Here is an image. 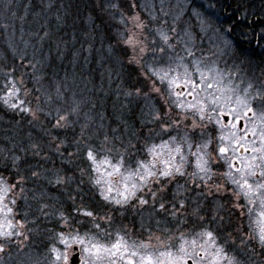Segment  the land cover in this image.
Wrapping results in <instances>:
<instances>
[{
    "label": "rangeland",
    "instance_id": "rangeland-1",
    "mask_svg": "<svg viewBox=\"0 0 264 264\" xmlns=\"http://www.w3.org/2000/svg\"><path fill=\"white\" fill-rule=\"evenodd\" d=\"M123 1L116 8L114 7L121 16L120 20H123L118 29L123 52L117 54L115 60L118 70L122 69L129 73L124 75L123 72L118 76L106 74L103 78L105 82L103 87L100 77L93 86L89 85L91 78L89 81L87 76L80 77L81 80L75 84L76 91L70 93L68 100L63 97L55 104L58 106L56 109L59 110L56 111L58 116L51 109L47 114L51 115L53 112L56 114L59 125L55 122L54 127L60 130L59 128L67 121L72 123L76 119H73V115L76 117L75 110L81 108L79 109L81 118L77 122L95 128L89 142L84 145L83 154L72 159L71 163L74 167L81 170L74 174V169L52 167L48 178L46 174H42L43 180L39 179L42 183L33 186H30L31 183L21 182L20 179L23 173L32 172L34 168L15 171L19 175L17 179L12 180L0 171V177L6 178L10 183L20 181L25 188L21 191L22 187L18 184L9 197L16 199L15 205H9L13 208L9 218L20 235L14 234L8 240L0 239V245L4 247V251L0 252V264H53L55 253L52 249L55 247L63 251V245L58 242V234L68 231L65 219L73 229L79 230L81 235L87 232L89 236L95 235L101 242L114 241L119 235L129 243L135 241L138 244L141 242L147 244L151 237V245L159 247L161 242H165L173 245L171 250L174 252L181 243L178 239L181 234L189 241L195 238L203 243L196 233L207 229L214 232L217 246L223 247L226 256L233 260V264H264V247L259 243L258 228L255 223L259 208L254 207L249 216L246 214L247 207H234L235 203L246 202L243 199L236 200L232 195L231 185L225 184L218 191L213 188L209 193L208 189L203 187V182H193L190 179L194 167L186 166L187 174L183 177L176 176L171 182L162 181L164 186L162 193L159 192L161 185L150 184L149 188L157 192L155 201L149 188L137 192L138 198L148 201L145 205L139 204V199H132L123 206L109 203L100 195L101 186L94 184L98 174L93 170L95 166L88 159L89 150L97 154L98 160L106 156L113 164L123 157L125 168L131 170L135 168L137 161L151 159L147 150L153 144L162 143L161 135L163 140L169 139L168 134H160L159 122L153 119V114L163 107V101L162 97L150 90L151 84L155 81L156 86L161 89H165L166 86L160 84L156 77L151 76L152 70L162 72L167 71L169 66L176 68L177 58L183 57V62L193 72V78L197 81L199 75L192 67L193 61L199 62L209 77L217 80L223 78L225 84L230 82L233 87L241 90L248 84L253 85V90L264 89L263 45L254 54L239 49L237 43L230 37L228 31L230 22L226 21L225 12L219 11L218 3L208 0ZM246 2L250 7L257 4L256 8H260V12L264 13V0H246ZM2 3L0 0V7ZM16 4L20 5L19 2ZM8 14L0 8V47L5 46L4 44L12 46L13 43L15 45L13 52L15 51L17 55V52L22 53V49L27 48L29 43H25L27 39L24 40L25 37L19 35L20 30L15 26L17 15H20L21 11L12 13L9 26L6 24ZM135 17H139V21L135 20ZM137 23L144 27H136ZM160 33L170 37L168 44L163 42ZM30 37L34 38V35ZM259 38L264 39V32H259ZM130 40L132 43H129ZM32 44L41 46V41L36 40ZM141 47L145 48L143 53L139 51ZM160 48L164 51L161 52ZM188 51L193 55H188ZM122 58L126 61L123 62ZM208 69L213 71L209 73ZM14 73L5 72L3 76L0 75V109L26 116L28 121L34 120L41 125L53 123L50 118L47 122L46 118L45 120L42 118L43 108L37 97L39 91L35 86L32 91V88L30 89L25 83L21 84L18 74ZM13 86L16 92L9 97L8 93L13 90ZM111 89H114V96L107 111L98 110L95 104L97 96L104 90L112 93ZM137 89L141 90L139 95L136 94ZM184 91L186 92L187 89ZM215 91V87L205 89L201 92V96ZM191 99L192 97L187 95L183 97L185 102ZM53 100L52 95L48 103H52ZM12 104L18 106L13 108ZM33 113H36L38 118L34 119ZM172 114L177 121L184 115L175 107L172 108ZM61 116L67 117V120H60ZM227 117L230 119L228 122H234L231 115ZM220 119L224 123L223 117ZM185 124L189 125L190 142L193 143L192 150L195 151V144L203 143V140L199 138L200 129L194 134L191 133L190 120L179 123L180 135L177 136L176 143L180 142V136L184 134ZM203 131L213 138V144L209 148V151H212V148L219 143L215 137L221 134V126L213 122ZM223 131L226 133L228 129ZM238 134L242 135L243 132L238 130ZM172 135L177 133L173 131ZM251 139L253 137L249 136V140ZM183 148L187 152L186 144ZM237 155L239 156L240 153ZM243 155L247 156L250 153ZM190 159L194 164V158ZM22 160L25 164L26 161ZM51 165L57 164L52 162ZM212 167L221 170L226 168L223 164H213ZM57 179L62 182L56 183ZM44 182L48 186H44ZM197 183H200L201 187H197ZM49 185L52 187L50 188ZM86 192L90 197L97 196L99 200L91 210L82 202V194ZM112 195L116 196L115 191ZM161 202L165 205L163 210L160 209ZM181 202L184 204L183 208L179 206ZM81 210L92 211L95 223L101 225L100 229L94 228L93 218L82 216ZM201 216L203 219H200ZM250 236L256 238L250 239ZM156 237L160 240L158 241ZM148 251H156V247H150ZM189 251L191 252L192 249L189 248ZM193 259H197L195 254ZM189 264H192L191 260ZM203 264H207V261L205 260ZM224 264H227V260Z\"/></svg>",
    "mask_w": 264,
    "mask_h": 264
},
{
    "label": "snow or ice",
    "instance_id": "snow-or-ice-1",
    "mask_svg": "<svg viewBox=\"0 0 264 264\" xmlns=\"http://www.w3.org/2000/svg\"><path fill=\"white\" fill-rule=\"evenodd\" d=\"M134 19L139 21V17ZM136 27L143 28L144 25L137 23ZM160 37L165 44H168L170 37L167 34L160 33ZM129 43L132 41L130 40ZM133 47L135 48V45ZM139 51L143 53L145 48L141 47ZM160 51L163 52L164 49L160 48ZM188 55L191 56L193 53L188 51ZM183 60V57L177 58L176 68L169 66L167 71H151V76L156 77L160 84L166 86L165 89H161L153 81L150 90L162 97L163 107L153 114V119L159 122L160 134H168L169 139L163 140L161 135L162 143L153 144L147 150L151 159L137 161L135 168L131 170L125 168L123 157L113 164L106 156L98 160L97 154L89 150L88 159L95 166L93 170L98 174L94 184L101 186L100 195L109 203L123 206L132 199H139V204L145 205L148 201L138 198L137 192L149 188L150 184H159L161 185L159 192L162 193L164 191L162 181L171 182L176 176L183 177L187 174L186 166L194 167L195 170L191 172L190 179L193 182H203V187L207 188L209 193L213 188L218 191L225 184L231 185L233 186L232 195L236 200L243 199L246 202L245 204L235 203L234 207H247L246 214L249 216L254 207L259 208L255 223L258 228L259 243L264 247V89L253 90V85L248 84L241 90L233 87L230 82L225 84L223 78L217 80L209 77L200 63L193 61L192 67L199 75V81H197ZM212 71L213 69H208L209 73ZM213 87L216 89L215 92L201 96V92ZM177 89L181 90L177 91ZM185 89H187L186 92ZM140 91L137 89L136 94L139 95ZM15 92L16 89L13 86V90L8 93L9 97ZM185 95L192 99L185 102L183 100ZM17 106L11 105L13 108ZM173 107L184 113L179 121L173 118ZM22 111L29 110L22 109ZM229 115L233 117L234 122L222 123L220 118ZM33 117L38 118L36 113H33ZM60 120H67V117L61 116ZM189 120L191 133L194 134L197 129H200L199 138L203 140V143L195 144V151L192 150L193 143L190 142L187 124H185L184 134L180 136V142L176 143L177 136L180 135L179 123ZM213 122L221 126V134L215 137L219 141L218 145L209 151L213 138L211 135H206L203 129ZM57 123L59 125V121ZM224 129L228 131L225 133ZM238 130L243 134L239 135ZM173 131L177 135H172ZM249 136L253 139L249 140ZM185 144L187 152L183 148ZM238 153H240L239 156ZM243 153H250V155L245 156ZM190 158H194V164ZM213 164H223L226 168L214 169ZM61 182L60 179L56 181V183ZM19 183L20 181L10 183L6 178L0 177V239L3 240L11 239L14 234L20 235L9 218L13 213V208L9 205L16 204V199H9V197ZM196 186L201 187V184L197 183ZM20 190L23 191V188ZM114 191L115 197L112 195ZM149 191L155 201L157 192L152 191L151 188ZM179 206L183 208L184 204L181 202ZM164 208L165 205L161 202L160 209ZM80 214L93 218V227L100 229L101 225L95 223L92 211L81 210ZM200 219L203 217L201 216ZM65 226L68 231L58 234V242L63 245V251L55 247L52 249L55 253L53 264H189L190 260L192 264H203L205 260L207 264H224L225 260L227 264H233V260L226 256L223 247L217 246L214 232L207 229L196 233L203 243L195 238L189 241L181 234L178 237L181 243L174 252L171 250L173 245L165 242H161L159 247L151 245V237L147 244L143 242L138 244L135 241L129 243L119 235L114 241L101 242L95 235L89 236L87 232L81 235L79 230L73 229L68 224L67 219H65ZM156 239L160 240L159 237ZM150 247H156V251H148ZM189 248L192 249L191 252ZM3 251V245H0V252ZM193 254L197 259H193Z\"/></svg>",
    "mask_w": 264,
    "mask_h": 264
},
{
    "label": "trees",
    "instance_id": "trees-1",
    "mask_svg": "<svg viewBox=\"0 0 264 264\" xmlns=\"http://www.w3.org/2000/svg\"><path fill=\"white\" fill-rule=\"evenodd\" d=\"M218 3L220 12L231 13L236 23L237 17L247 18L251 23L264 24V13L260 8L250 7L246 0H208ZM1 9L8 12L6 24L9 26V18L13 12L21 11L17 15L16 27L19 35L24 36L28 47L22 49V53L13 52L15 45L4 44L0 47V75L5 72H16L21 84L25 83L32 91H39L38 98L41 102L42 118L46 122L48 118L53 123L41 125L38 122L27 120V117L16 115L0 109V171L10 180L17 179L19 174L15 171L31 172L23 173L21 182L33 184L42 183V174L48 175L50 168L74 169V174L79 168L74 167L72 159L80 157L84 152V145L90 140L95 128L83 123H78L81 118L80 110H75L72 123L68 121L57 130L54 127L57 122L56 114L59 110L55 104L58 99L68 97L76 91V85L80 77L87 76L89 85L93 86L96 79L103 80L108 75H117L124 72L118 70L115 60L117 54L123 52L121 36L118 29L121 24V16L114 9L123 0H2ZM20 3V5L16 3ZM22 15L24 18H22ZM244 22V23H245ZM14 26V28H15ZM230 29L231 38L238 42L234 29ZM243 31V30H242ZM5 32V30H4ZM233 32V33H232ZM244 31L242 33H249ZM32 34L34 35L33 37ZM28 37H30L28 39ZM45 38V39H44ZM5 39V38H4ZM39 40L41 46L32 43ZM44 40V42H43ZM239 49H241L237 43ZM24 48V47H23ZM17 49V48H16ZM12 50V51H10ZM122 61H126L122 58ZM116 82V81H115ZM103 91L97 96L95 104L98 110H106L113 101L114 89ZM35 94V93H34ZM36 95V94H35ZM54 97L52 103H48L49 97ZM51 109L53 114H49ZM55 116V117H54ZM58 116V114H57ZM80 125V126H79ZM94 128V129H93ZM2 151L4 153L2 154ZM17 155V156H13ZM24 159L26 163H23ZM56 162L57 165H51ZM33 172L36 175H33ZM25 175V176H24ZM53 175V174H52ZM41 178V179H40ZM40 179V180H39ZM16 183V182H11ZM44 186H48L44 182ZM23 187V184L19 183ZM28 186V187H30ZM51 188L52 186L49 185ZM92 195L90 192H88ZM83 195L82 202L89 207H95L99 202L97 196L90 197L87 192Z\"/></svg>",
    "mask_w": 264,
    "mask_h": 264
},
{
    "label": "flooded vegetation",
    "instance_id": "flooded-vegetation-1",
    "mask_svg": "<svg viewBox=\"0 0 264 264\" xmlns=\"http://www.w3.org/2000/svg\"><path fill=\"white\" fill-rule=\"evenodd\" d=\"M225 18L226 21L229 22L231 20H234L233 17L231 16V13L226 14L225 13ZM247 18H239L237 17L236 21L238 22V24L236 23H230L229 28H234V27H238V29L243 30V31H250L249 33H244V34H240V35H236L235 37L238 39V42H240L241 44L244 43L246 44V47H243V45H239V47L243 50H247L249 51L251 54H254L258 51L259 47L261 45L262 49H264V39H260L259 38V32H264V24H256V23H251L250 20H247V23L245 22ZM245 22V23H244ZM230 29L228 31H230ZM262 42V44H260ZM247 44L252 45L250 47H247ZM262 54L264 55V50H262Z\"/></svg>",
    "mask_w": 264,
    "mask_h": 264
},
{
    "label": "bare ground",
    "instance_id": "bare-ground-1",
    "mask_svg": "<svg viewBox=\"0 0 264 264\" xmlns=\"http://www.w3.org/2000/svg\"><path fill=\"white\" fill-rule=\"evenodd\" d=\"M233 29H234V32H235V36H236V35H240V34H241V35L244 34V33H242V32H244V31L238 29V27H234ZM233 29H232V30H233ZM237 43H238V45H243V47H246V44H244V43H242V44H241L240 42H237ZM250 46H252V45L247 44V47H250Z\"/></svg>",
    "mask_w": 264,
    "mask_h": 264
},
{
    "label": "water",
    "instance_id": "water-1",
    "mask_svg": "<svg viewBox=\"0 0 264 264\" xmlns=\"http://www.w3.org/2000/svg\"><path fill=\"white\" fill-rule=\"evenodd\" d=\"M228 119H229L228 117H223L225 123L227 122Z\"/></svg>",
    "mask_w": 264,
    "mask_h": 264
}]
</instances>
